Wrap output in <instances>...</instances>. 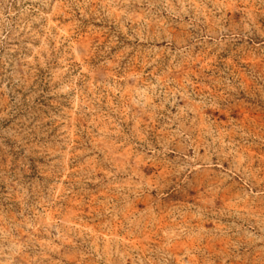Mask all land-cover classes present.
I'll return each mask as SVG.
<instances>
[{"label": "rangeland", "instance_id": "obj_1", "mask_svg": "<svg viewBox=\"0 0 264 264\" xmlns=\"http://www.w3.org/2000/svg\"><path fill=\"white\" fill-rule=\"evenodd\" d=\"M0 264H264V0H0Z\"/></svg>", "mask_w": 264, "mask_h": 264}]
</instances>
